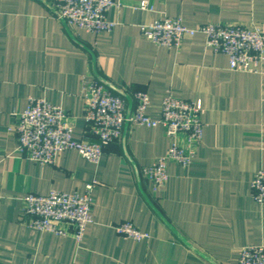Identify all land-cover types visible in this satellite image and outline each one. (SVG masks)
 <instances>
[{
	"label": "crops",
	"instance_id": "crops-1",
	"mask_svg": "<svg viewBox=\"0 0 264 264\" xmlns=\"http://www.w3.org/2000/svg\"><path fill=\"white\" fill-rule=\"evenodd\" d=\"M118 1L106 15L114 29L94 35L65 26L46 0H0V264H235L241 249L264 243V205L250 190L264 170V61L257 74L234 72L201 35L165 48L140 32L164 18L188 28H251L264 24V0H145L151 11L137 8L144 0ZM92 80L110 86L102 83L126 106L130 101L131 110L133 94L146 93L152 119L167 92L200 102L201 144L186 168L167 165L168 180L155 194L141 170L170 146L162 127L127 124L97 165L74 150L44 167L16 154L8 129L31 98L62 108L74 140L87 137L81 88ZM91 184L93 223L80 244L26 225V194L83 196ZM122 222L149 241L118 236L113 226Z\"/></svg>",
	"mask_w": 264,
	"mask_h": 264
},
{
	"label": "built area",
	"instance_id": "built-area-1",
	"mask_svg": "<svg viewBox=\"0 0 264 264\" xmlns=\"http://www.w3.org/2000/svg\"><path fill=\"white\" fill-rule=\"evenodd\" d=\"M46 1L65 26L94 35L109 33L116 26L106 15L110 9L120 6L118 0ZM137 8L152 10L145 0L139 2ZM140 32L152 44L165 48H178L183 39L201 35L205 48L224 55L228 68L234 72L257 74L264 61V24L251 28L231 24H204L188 28L177 18H164L140 26ZM81 91L87 137L74 140L73 124L62 108L43 99L31 98L25 110L13 114L15 122L8 129L17 139L16 154L44 167L53 166L61 152L74 150L85 161L97 165L103 150L121 138L127 123L147 129L162 127L171 141L164 156L141 170L152 193L165 186L169 163L181 168L191 163L202 141L203 109L200 102L185 101L167 92L161 100L159 118L152 119L147 114L150 106L148 95L136 92L132 96L134 107L126 118L125 99L113 94L99 81L84 83ZM92 188V184L86 186L83 196L56 190L44 196L26 194L21 200L23 215L28 219L26 225L36 232L57 237L70 236L80 244L86 228L93 223ZM250 190L254 202L263 206L264 170L256 172ZM113 230L118 236L136 243L150 239L149 234L141 232L130 222L119 223L113 226ZM235 264H264V243L241 249Z\"/></svg>",
	"mask_w": 264,
	"mask_h": 264
},
{
	"label": "water",
	"instance_id": "water-1",
	"mask_svg": "<svg viewBox=\"0 0 264 264\" xmlns=\"http://www.w3.org/2000/svg\"><path fill=\"white\" fill-rule=\"evenodd\" d=\"M102 82V81H101ZM103 84H105L104 82H102ZM107 87L110 88V86H108L107 84H105ZM118 93V92H117ZM122 95V94H120ZM131 112V103L130 101H128V106H127V111H126V118L129 117V114ZM127 123L125 124L126 127ZM175 235L177 236V238L183 242V244H185V246H187L190 250H192L194 253H196L197 255H199L200 257L208 260L205 256H203L202 254H200L199 252H197L184 238H182V236H180L178 233L175 232ZM209 261V260H208Z\"/></svg>",
	"mask_w": 264,
	"mask_h": 264
}]
</instances>
